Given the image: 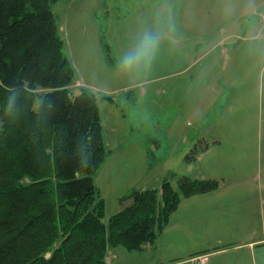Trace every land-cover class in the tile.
I'll use <instances>...</instances> for the list:
<instances>
[{"label": "crops", "instance_id": "obj_1", "mask_svg": "<svg viewBox=\"0 0 264 264\" xmlns=\"http://www.w3.org/2000/svg\"><path fill=\"white\" fill-rule=\"evenodd\" d=\"M121 1L137 13L95 19ZM53 12L75 87L111 97L110 106L118 97H144L146 88L160 101L155 137L115 142L116 125L100 112L109 153L94 182L105 214L133 189L158 188L169 172L220 181L214 191L181 199L153 247L110 249L108 264H196L200 255L208 256L205 264H264V0H62ZM237 20H246L240 36L231 31ZM146 33L160 36L150 67L122 71L124 55ZM171 105L177 109L166 119ZM179 146L181 172H174Z\"/></svg>", "mask_w": 264, "mask_h": 264}, {"label": "trees", "instance_id": "obj_2", "mask_svg": "<svg viewBox=\"0 0 264 264\" xmlns=\"http://www.w3.org/2000/svg\"><path fill=\"white\" fill-rule=\"evenodd\" d=\"M57 1L0 0V264H108L110 249L153 247L181 199L220 186L169 172L105 214L94 180L109 153L100 104L112 98L71 89Z\"/></svg>", "mask_w": 264, "mask_h": 264}, {"label": "rangeland", "instance_id": "obj_3", "mask_svg": "<svg viewBox=\"0 0 264 264\" xmlns=\"http://www.w3.org/2000/svg\"><path fill=\"white\" fill-rule=\"evenodd\" d=\"M62 7V0H59L57 4H55V13L57 14V11ZM130 6H127L125 2H119L115 3L112 2L110 8H109V18H103L102 16L100 17V21L102 24L106 22H111L112 17H117V16H123L126 13H137V9L135 8H130ZM103 11V9H102ZM261 12V10H260ZM263 13V12H262ZM103 14V13H102ZM250 20L257 22L259 20V15L258 16H252L250 15ZM249 21V22H251ZM97 22V21H96ZM246 20H237L233 26H232V33L234 34H240L243 35L245 34V29L243 28L244 23ZM98 23V22H97ZM248 23V22H247ZM99 24V23H98ZM246 28H249L246 26ZM227 33V31H226ZM228 35V34H227ZM239 35V36H240ZM60 36V35H59ZM61 37V36H60ZM104 44H108L107 39L105 38L103 40ZM64 53L66 54V49H64ZM67 56V55H66ZM68 58V56H67ZM69 59V58H68ZM75 83V82H74ZM74 84L71 87V89L75 90ZM92 92V91H91ZM172 91L171 93H173ZM97 98L100 96L96 95ZM176 96H171L170 100L175 98ZM143 98V99H142ZM131 99V101H130ZM128 100L123 99L122 97H118L115 99V102L112 106L108 104L107 102H101L100 108H101V113L102 116L104 115V122L107 124L110 123V125H116V129L118 130L116 133L115 139H112L115 142H123L129 135L130 137L136 136V135H141L142 138H148V137H155L158 126L156 124V117L158 112V104H159V99L155 96L152 90L150 88H146V96L144 97H137V93H134L133 96ZM176 99V98H175ZM134 103V105H132ZM177 107L175 105H171L169 112L166 115V119L168 115L172 114V111H176ZM110 111V112H109ZM136 111V113H135ZM112 112V114H111ZM107 118V119H106ZM166 125V122L162 124V126ZM162 130V129H161ZM104 145L108 149V142L109 138L107 135L104 136ZM159 140V139H157ZM167 145H171L170 143H167ZM154 147V145H153ZM155 150V147H154ZM170 150H166L164 154V158H167L169 155L166 154ZM181 153V147L179 146L176 148V152L172 157V163L170 165V168L174 172H181V165L175 162V159L177 155ZM163 154V153H159ZM158 156V153H152L151 157L156 158ZM187 156V155H186ZM179 176V175H178ZM112 212H115L114 209H111L109 211V214H112Z\"/></svg>", "mask_w": 264, "mask_h": 264}, {"label": "clouds", "instance_id": "obj_4", "mask_svg": "<svg viewBox=\"0 0 264 264\" xmlns=\"http://www.w3.org/2000/svg\"><path fill=\"white\" fill-rule=\"evenodd\" d=\"M160 42V36L155 33H146L135 49L126 53L120 62L122 71L133 73L147 71ZM11 108V100L9 109Z\"/></svg>", "mask_w": 264, "mask_h": 264}, {"label": "built area", "instance_id": "obj_5", "mask_svg": "<svg viewBox=\"0 0 264 264\" xmlns=\"http://www.w3.org/2000/svg\"><path fill=\"white\" fill-rule=\"evenodd\" d=\"M208 260V256L207 255H200L197 257L193 258L194 263L196 264H205Z\"/></svg>", "mask_w": 264, "mask_h": 264}, {"label": "bare ground", "instance_id": "obj_6", "mask_svg": "<svg viewBox=\"0 0 264 264\" xmlns=\"http://www.w3.org/2000/svg\"><path fill=\"white\" fill-rule=\"evenodd\" d=\"M98 96V95H97Z\"/></svg>", "mask_w": 264, "mask_h": 264}]
</instances>
